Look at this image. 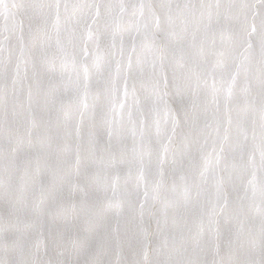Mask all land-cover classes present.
<instances>
[{
  "label": "snow or ice",
  "instance_id": "6c2138e0",
  "mask_svg": "<svg viewBox=\"0 0 264 264\" xmlns=\"http://www.w3.org/2000/svg\"><path fill=\"white\" fill-rule=\"evenodd\" d=\"M0 264H264V0H0Z\"/></svg>",
  "mask_w": 264,
  "mask_h": 264
}]
</instances>
